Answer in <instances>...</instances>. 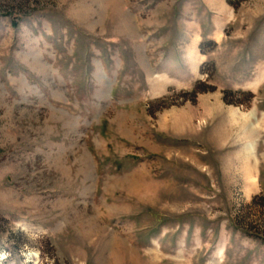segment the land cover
<instances>
[{
    "label": "rangeland",
    "instance_id": "374dc122",
    "mask_svg": "<svg viewBox=\"0 0 264 264\" xmlns=\"http://www.w3.org/2000/svg\"><path fill=\"white\" fill-rule=\"evenodd\" d=\"M0 264H264V0H0Z\"/></svg>",
    "mask_w": 264,
    "mask_h": 264
},
{
    "label": "trees",
    "instance_id": "16d2710c",
    "mask_svg": "<svg viewBox=\"0 0 264 264\" xmlns=\"http://www.w3.org/2000/svg\"><path fill=\"white\" fill-rule=\"evenodd\" d=\"M198 90H199L198 87L195 86V88H194L193 91L191 92V95H195V94L197 93ZM200 91L205 92V91H207V89H202V90H200ZM227 93H228V92H225V95H226Z\"/></svg>",
    "mask_w": 264,
    "mask_h": 264
}]
</instances>
